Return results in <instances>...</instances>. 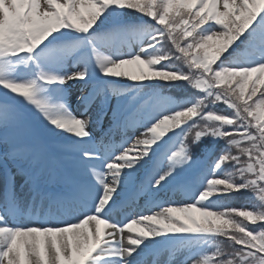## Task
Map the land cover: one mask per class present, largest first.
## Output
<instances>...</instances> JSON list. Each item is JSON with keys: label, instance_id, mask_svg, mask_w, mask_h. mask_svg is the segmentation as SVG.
<instances>
[{"label": "snow or ice", "instance_id": "obj_1", "mask_svg": "<svg viewBox=\"0 0 264 264\" xmlns=\"http://www.w3.org/2000/svg\"><path fill=\"white\" fill-rule=\"evenodd\" d=\"M0 170V264H264V0H0Z\"/></svg>", "mask_w": 264, "mask_h": 264}, {"label": "trees", "instance_id": "obj_2", "mask_svg": "<svg viewBox=\"0 0 264 264\" xmlns=\"http://www.w3.org/2000/svg\"><path fill=\"white\" fill-rule=\"evenodd\" d=\"M216 110L221 112L227 111V109H225L223 105H218ZM249 195H250L249 193H243L241 195L235 196L231 199L230 203L232 204V206L240 207L249 202L247 201V197ZM225 246H227L226 241H225Z\"/></svg>", "mask_w": 264, "mask_h": 264}, {"label": "rangeland", "instance_id": "obj_3", "mask_svg": "<svg viewBox=\"0 0 264 264\" xmlns=\"http://www.w3.org/2000/svg\"><path fill=\"white\" fill-rule=\"evenodd\" d=\"M96 132L99 134L100 130L97 129ZM129 134H131V133H129ZM137 134H138V133H137ZM97 137H98V139L100 138L99 135H98ZM113 139L121 140V136H120V135H116ZM1 186H2V185H0V187H1ZM20 188H21V187H18V188H17V191L20 190ZM23 189L27 190V188H23ZM24 192H25V191H24ZM17 193H18V192H17ZM25 193H26V192H25ZM25 193L23 194V196L25 195ZM169 196H170L172 199H176V200L184 199L183 192H182V191H179V190H177V191H175V192L170 191V192H169ZM133 211H135V210H133Z\"/></svg>", "mask_w": 264, "mask_h": 264}, {"label": "bare ground", "instance_id": "obj_4", "mask_svg": "<svg viewBox=\"0 0 264 264\" xmlns=\"http://www.w3.org/2000/svg\"><path fill=\"white\" fill-rule=\"evenodd\" d=\"M142 202H145V200L143 199V201Z\"/></svg>", "mask_w": 264, "mask_h": 264}]
</instances>
